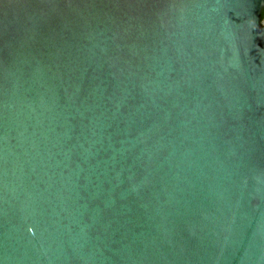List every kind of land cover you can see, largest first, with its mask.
Returning a JSON list of instances; mask_svg holds the SVG:
<instances>
[{
    "label": "water",
    "instance_id": "1",
    "mask_svg": "<svg viewBox=\"0 0 264 264\" xmlns=\"http://www.w3.org/2000/svg\"><path fill=\"white\" fill-rule=\"evenodd\" d=\"M264 0H0V264H264Z\"/></svg>",
    "mask_w": 264,
    "mask_h": 264
},
{
    "label": "trees",
    "instance_id": "2",
    "mask_svg": "<svg viewBox=\"0 0 264 264\" xmlns=\"http://www.w3.org/2000/svg\"><path fill=\"white\" fill-rule=\"evenodd\" d=\"M261 23L264 24V6L261 10Z\"/></svg>",
    "mask_w": 264,
    "mask_h": 264
}]
</instances>
